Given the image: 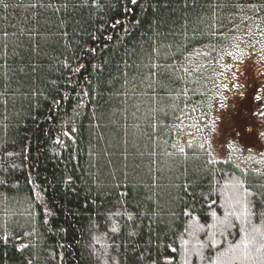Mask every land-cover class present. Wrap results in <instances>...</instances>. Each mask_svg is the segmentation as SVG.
I'll return each mask as SVG.
<instances>
[{
	"label": "trees",
	"instance_id": "obj_1",
	"mask_svg": "<svg viewBox=\"0 0 264 264\" xmlns=\"http://www.w3.org/2000/svg\"><path fill=\"white\" fill-rule=\"evenodd\" d=\"M262 4L3 0L0 264H212L242 239L241 228L264 230L258 215L250 223L229 217L227 228L217 223L229 210L223 193L230 182L243 181L254 200L264 193V176L254 171H264V163L247 159L248 141H232L241 151L213 152L215 163L198 147L205 138L217 146L211 123L223 97L224 135L257 107L252 93L264 85V9L250 6ZM236 66L241 72L233 81ZM233 83L243 85L245 99ZM199 224L204 231L194 232ZM262 262L264 255L254 253L233 264Z\"/></svg>",
	"mask_w": 264,
	"mask_h": 264
},
{
	"label": "snow or ice",
	"instance_id": "obj_2",
	"mask_svg": "<svg viewBox=\"0 0 264 264\" xmlns=\"http://www.w3.org/2000/svg\"><path fill=\"white\" fill-rule=\"evenodd\" d=\"M0 3H3V0H0ZM131 3L135 5L137 3V0H131ZM4 6L7 7L6 4ZM40 6L43 7L44 5L41 4ZM48 6L51 7V5ZM234 6L240 9L243 8V5L239 3L235 4ZM32 7H35V5H32ZM250 7L256 9V11H259L261 9H264V4H262L260 8H256L255 5H251ZM244 18L251 19V17H248L247 15H245ZM119 23L120 21L118 20L115 22V24H119ZM115 24L113 25V27H115ZM236 27L239 28V25H237ZM257 27H259V25H257ZM229 32H232V29H229ZM247 33L249 35H254L251 27L247 28ZM7 35L8 33L5 32L4 36L7 37ZM262 35H264V32H262ZM227 38L228 37L225 36V39ZM231 39L234 41L242 42V36L240 35H232ZM235 47L239 51L240 48L239 43H237ZM226 54L236 59V53L227 52ZM240 55L242 56L243 53L241 52ZM262 59H264V57H262ZM239 64H243L242 59L239 60ZM65 67H69V66L66 64ZM82 67H84V65H79L75 69H72V71L79 72ZM249 67H254V66L250 65ZM229 70L232 71L231 68ZM257 71L259 70L257 69ZM237 72H241L239 66H236L235 71H232L233 81L238 79L236 75ZM233 88L236 89V95L241 100L246 98L245 92L240 90L243 88L242 84L233 83ZM262 93H264V85H261L259 90L253 91L252 99L253 101L258 102L257 107L251 111V117L248 118L247 122L237 127H233L230 124L229 129L231 131L228 133V135H224L219 129V123L221 122L222 117L225 115V110H227L229 107V104L227 103L228 98L223 97V99L219 104L218 114L211 123V132L215 133L217 146L214 148L211 138H205L204 142L198 145V147L202 151L206 152V154L210 157L208 163L217 162L215 159L212 158L213 152L223 149L225 146L233 151H241V147H238L232 142L233 140H237V139H241V140L246 139L248 141V144H245L243 146V150L250 153V155L247 157L248 160L254 161L255 163H264V94ZM235 105L236 102L234 101L232 106L235 107ZM193 111H195V109H193ZM252 117H255L256 119H252ZM192 126L196 127V125H192ZM197 130L199 131L200 129L198 128ZM72 131H76V129L73 128ZM232 133H234V135H232ZM228 136H231V139H229ZM221 137H223V139H221ZM192 146H193L192 142L188 141V147L191 148ZM254 149L256 150V153L261 157L260 160H257L256 155L253 154ZM178 151L181 154H183L185 152V149L184 147H180ZM8 155L11 156L14 155V153H8ZM225 162H227V160ZM13 167H15V165H13ZM254 171L256 172L257 175L264 176V171H261L259 169ZM195 184L196 182L193 181V183L189 185V187L193 189V191L189 193V195L192 196L193 200H195L196 197ZM225 187L227 191H225L223 195L225 198V203L229 210L225 212L223 219H219L217 221V223L222 228H227L230 225L231 221L229 217L232 216H235L237 220H240L241 217H243L246 223L251 222V217L253 215H258L259 217L264 218V193H260L261 198L259 200L252 199L257 194L246 188L244 186L243 181H241L240 179H235ZM262 187H264V185H262ZM237 205L240 206L239 212H237V208H236ZM257 205L260 206V211L258 213L252 211L254 207H257ZM116 214L118 215L119 213ZM184 215L191 216V212L185 210ZM216 216L217 214L215 212H212V217L214 219L216 218ZM128 219L129 220L132 219V216L130 214L128 216ZM193 219L195 220L196 217H193ZM216 227H217L216 223L208 225L209 229ZM112 231L116 232L118 231V229L113 228ZM195 231H204V225L203 224L197 225V227L194 229V232ZM240 231L243 232L242 239L236 244H229V246L224 251L219 252L215 260L212 261V264H233V261L237 259H244V260L252 259L254 257V253H260L261 255H264V230H262L261 227L252 225L251 228H247V227L241 228ZM194 232L189 234L192 235L194 234ZM214 235L215 234L213 233V236ZM182 244L185 246L184 251H185V255H187L189 253V249L186 247L188 241H182ZM213 246H214V241H213ZM201 247H203V245H201ZM171 251L176 252L177 249L171 248ZM196 252L197 254H199V249H197ZM140 259H143V257H140ZM153 264H155V262H153ZM169 264H171V262H169ZM262 264H264V262H262Z\"/></svg>",
	"mask_w": 264,
	"mask_h": 264
},
{
	"label": "rangeland",
	"instance_id": "obj_3",
	"mask_svg": "<svg viewBox=\"0 0 264 264\" xmlns=\"http://www.w3.org/2000/svg\"><path fill=\"white\" fill-rule=\"evenodd\" d=\"M193 131H194V129H191V133H190V136L193 134Z\"/></svg>",
	"mask_w": 264,
	"mask_h": 264
}]
</instances>
